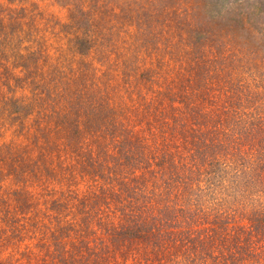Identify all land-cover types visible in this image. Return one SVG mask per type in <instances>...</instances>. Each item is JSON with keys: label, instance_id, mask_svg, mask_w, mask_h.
I'll list each match as a JSON object with an SVG mask.
<instances>
[{"label": "rangeland", "instance_id": "1", "mask_svg": "<svg viewBox=\"0 0 264 264\" xmlns=\"http://www.w3.org/2000/svg\"><path fill=\"white\" fill-rule=\"evenodd\" d=\"M0 48L14 55L10 64L20 78L0 90V264H60L50 256L65 243L57 238L75 235L81 218L89 221L92 215L96 234L86 237L89 249L98 239L110 242L102 223L118 221L115 204L125 196L104 197L92 213L84 199L102 187L119 193L117 185L110 192L106 179L130 175L120 171L122 161H131L140 180L138 161L148 165L159 159L154 151L163 147L165 134L191 135L193 126L183 118L193 112L188 107L202 127L245 109L246 88L252 87V93L255 83L247 73L241 82L237 65L264 67V0H0ZM28 77L35 80L33 86H28ZM70 92L75 107L66 114L64 97ZM101 94L105 101L99 99ZM74 95L75 100L108 101L113 113L94 110L86 100L75 101ZM20 101L34 108L15 112L20 111ZM253 108L255 103L246 109ZM89 114L93 119L86 129L82 123ZM17 116H23L22 121ZM116 122L123 123L126 136L136 139L128 158L120 132H104ZM171 136L166 141L173 147ZM138 148L145 149V158ZM188 155L183 152L184 161H193ZM100 157L106 176H94V166H84ZM208 159L195 158L187 168L173 159L184 169L168 201L176 211L170 223H162L161 233L176 237L184 231L190 241L185 243L187 255L200 240L217 245L213 257L207 256L210 263L216 256L239 254L232 250L233 242L247 235L242 226H251L252 208H239L230 172L222 174L227 179L214 190L198 191L201 203L193 206L177 199L188 193L184 184L204 175L196 169L207 170ZM129 191L137 198L136 212L154 209L155 194L137 186ZM238 208L246 211L245 218L238 216ZM214 213L219 215L216 223L210 217ZM68 226L71 231L65 232ZM190 233L197 234L192 238ZM251 235L247 237L253 239ZM243 246L242 254H249L247 244ZM91 260L87 254L76 264Z\"/></svg>", "mask_w": 264, "mask_h": 264}, {"label": "trees", "instance_id": "2", "mask_svg": "<svg viewBox=\"0 0 264 264\" xmlns=\"http://www.w3.org/2000/svg\"><path fill=\"white\" fill-rule=\"evenodd\" d=\"M77 38L79 39L80 37ZM81 50L85 52L83 49ZM256 52H258L257 55H259L260 52ZM12 56L14 55L10 53V51H5L0 48V90H2L4 85L11 86L10 80L14 81L15 79H20L17 77L10 64ZM246 65L247 62L245 65H237L239 77H243L242 74L245 75L247 73L250 78L254 79L255 84L252 93L250 91L252 87L249 89L246 88L247 91L245 92V96L248 95V103L245 109L243 108L240 110L239 108L235 112L232 110L233 115L228 113L225 118L226 120L229 119V121H227L226 124L225 120L222 123L218 122L214 125H204L202 127L201 121L196 118L195 114H191L194 112L192 107H188L189 110L193 112L190 111L187 117L185 116L183 118L185 122L188 121L187 123H191V126H193V129H190L192 136L189 135L190 139H188L189 136L187 137V132H178V135L175 133L172 134V132L165 134L167 137H163V147L154 151L155 153H159L160 158L152 162L147 161L148 165H146L145 161H138L141 163L139 168L141 170L140 177L142 180L136 178V167H132L131 163H129L131 161L126 159V161L121 162L120 171L127 172L130 175L121 173L122 176L116 174L117 176L110 175L109 178L106 177L112 189L109 191L114 192V187L117 185V189H119L118 195L108 193L103 187L100 191L92 190L88 192L89 195L86 196L84 200L88 201V204H86L88 205L87 208L89 213L94 212V208L102 199H105L104 197H106V199L108 197L115 200L117 197L120 198L125 196L122 201L119 200L115 204L116 208L114 213H119L118 221H112L111 223L113 224L102 223L106 226V238L107 240L111 238L110 242H105L104 244L103 239H98V242L93 245L92 249H89L86 237L96 234L91 228V215L89 221L86 217L83 219L81 218L79 220L80 222L78 221L82 223L81 226H79L80 229L73 230L76 232L75 235L77 236L73 234H71V236L67 235L69 233H65L66 235H64V237L63 235H59L57 239L65 243H62V245L60 244L59 250L54 255H50L51 258L53 260L57 259L60 264H76L80 259H84V256L87 254L89 257L92 256V264H264V67H262V64L258 65V67H248ZM22 68L25 72L26 65L24 67L22 66ZM247 78H241V82ZM27 80L28 86H33L35 80L29 79V77ZM68 90L70 91V89H66V91ZM74 91H72V94H74ZM75 98L76 96L74 95V100ZM99 99L105 101L106 97L101 94ZM81 100H86V103L89 102L92 104V106L95 107L94 110H103L104 112L112 111L110 113H113V110L108 108L111 107V105L107 106L108 101L104 103L96 99L78 97L75 101L81 102ZM64 102L66 114H68V111H73L75 105L73 104L71 92L65 95ZM252 103H255V110L253 108L249 111L246 108H249ZM29 106V104L20 101V107H18L20 111L15 112H24L26 110L25 113H28L29 108H34L33 106ZM38 108L43 107L39 105ZM114 114H116V112ZM114 114H111L108 118L111 119ZM90 116L91 114L88 115V120L82 123L86 129L92 124L93 118L90 119ZM17 118L22 121L23 116H17ZM231 118H233L232 121ZM69 124L71 123H67L66 125ZM197 124H199L198 128ZM160 130H162V134L166 131L165 129ZM114 131L120 132L123 143H125L124 148H122L123 155L128 158L127 156L133 152L134 144L136 145V139L133 138L134 136L125 135L127 130L123 128V123L116 122L112 127L107 125L104 132L109 135L110 132ZM78 132L80 133V131ZM101 132H103L102 127ZM180 133L181 136H179ZM169 134L172 135V140L170 142L173 147L168 145L169 143L166 141ZM176 136L177 138L175 139L174 137ZM178 136L181 141L177 140ZM100 137L99 138L104 141L105 138L103 133ZM193 138L194 141H191ZM102 148L103 147H101L100 150ZM138 150L139 153H137L140 154L142 158H145L147 155H145V149L138 148ZM183 152L189 154L188 156L191 157L193 161L195 158H199L200 161L209 158L207 161L210 167L207 170L196 169V172H201V174L202 172L205 173L192 182L186 183L187 185L184 184V191L188 193L182 198L181 195L178 194L177 199H181V203H191L195 206L197 202H200L198 191H201V189H206L207 191L214 190L213 188L216 187L217 183L224 182L227 179V177H222V174H225L224 176H229L230 174L228 173L230 172L232 173L231 176H229L230 182L232 183L230 188H233L231 191L236 198L240 199L238 201L242 203L239 208H243V210H247L250 207L252 208L249 219L252 224L247 229L246 227L244 229V226H242V229L247 235L252 233L251 236L253 239H249L247 235L241 237L242 241H239V237L235 238L236 242H233V249H231L239 254H227V257H223L222 259L216 256L213 258L214 262L207 263V256L213 257L212 253L218 250L217 245L200 240L196 242V250L187 255V246L185 243H189L190 241L184 231L180 232L181 235H177L176 237H169L170 234L165 230L161 233V228H165V225L162 223H170L169 219L173 216L172 211H176L168 201L170 202V193L177 185L174 181L179 180V175L181 174L179 170L184 169L180 168L173 159L182 161L183 167L185 168H187L188 162H193L190 160L184 161ZM99 159H101V161L98 163ZM85 162V167L88 165L94 166V176L104 173L106 165L104 166L101 157L98 159H90ZM178 182L179 181H177V183ZM139 184L142 185L141 188ZM136 186L144 192H152L155 194V197H153L155 198L154 209H146L144 207L142 214L140 211L136 212L133 202L135 204L137 198L132 196V192L129 191L136 189ZM84 200L82 203H84ZM155 206L157 208H155ZM239 208L236 209L238 216H246V211L243 212V210ZM82 210L83 208H81V211ZM121 216L122 219H120ZM215 216L216 219H213ZM217 216L219 215H215V213L213 217L212 214L210 215L213 223L218 222ZM156 221H159V223L156 224ZM69 226L65 229V232L67 230L71 231ZM252 230H255V233L252 232ZM253 233L256 235L263 234V236L260 238ZM190 234L192 238H194L197 233L195 235H193V233ZM191 240L195 242L194 239ZM245 243L247 244V250H250V252L249 254L243 255L242 250H246L243 246ZM100 244L104 245L100 246ZM46 250L45 253H48V250ZM178 251L179 253H177ZM198 251H200L199 254ZM201 252L203 253L201 254Z\"/></svg>", "mask_w": 264, "mask_h": 264}]
</instances>
